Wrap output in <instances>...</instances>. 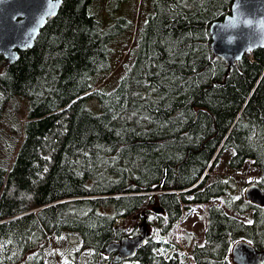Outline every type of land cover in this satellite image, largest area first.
<instances>
[{"label":"trees","instance_id":"obj_1","mask_svg":"<svg viewBox=\"0 0 264 264\" xmlns=\"http://www.w3.org/2000/svg\"><path fill=\"white\" fill-rule=\"evenodd\" d=\"M97 1L62 0L32 48L12 63L0 56V119L15 101L8 129L29 101L17 153L0 165V264H50L51 237L66 232L77 233L75 264H112L106 246L138 235L144 218L145 242L121 264H234L240 240L263 251L264 206L243 195L227 206L250 221L211 205L201 244L186 254L174 239L194 205L226 193L215 175L224 153L231 168L251 160L259 176L244 187L264 193V48L228 68L210 47L233 0H145L110 91L95 76L113 71L108 43L133 25L114 11L131 0H103L105 24Z\"/></svg>","mask_w":264,"mask_h":264},{"label":"water","instance_id":"obj_2","mask_svg":"<svg viewBox=\"0 0 264 264\" xmlns=\"http://www.w3.org/2000/svg\"><path fill=\"white\" fill-rule=\"evenodd\" d=\"M62 0H0V56L8 63L19 57V51L30 49L47 20L56 16ZM210 47L228 68L235 66L245 54L264 48V0H233L230 13L209 28ZM245 198L264 206V193L256 183L244 190ZM148 235L145 218L139 234L124 236L109 243L105 254H116L112 264L130 259ZM234 264H264V250L240 240L231 250Z\"/></svg>","mask_w":264,"mask_h":264},{"label":"rangeland","instance_id":"obj_3","mask_svg":"<svg viewBox=\"0 0 264 264\" xmlns=\"http://www.w3.org/2000/svg\"><path fill=\"white\" fill-rule=\"evenodd\" d=\"M92 9L96 16L105 24L111 21L108 13V6L103 0H98L92 5ZM148 4L145 0H131L123 4L118 10L114 11L115 18L123 16L127 20H132L133 25L131 28L126 29L108 43L109 59L113 67V71L108 76L102 74L96 75V79L106 78V81L101 86L105 91L112 90L118 83L121 76L124 74V69L119 67L120 63L129 57L126 53L131 54L135 45L133 40L135 37L136 29L143 23L147 16ZM20 114L15 117L9 126L6 124L5 115L8 108L14 105L15 101L9 102L7 110L4 112L3 117L0 119V165L9 168L10 163L17 153V146L22 139L23 124L25 119V112L29 107V101L21 97ZM87 105L94 112L99 111V105L95 99L88 101ZM7 116V115H6ZM5 117V118H4ZM22 130V133L21 131ZM229 152L224 153L216 166L215 175H218L223 180H227L230 185L227 187L226 193L220 197L210 200L206 204H197L193 206V211L187 215L177 231H175L174 239L177 241L179 249L181 248L184 253L191 243L203 242V235L207 226V212L211 205H220L226 213L238 217L244 221H250L251 213L240 214L236 210L227 206L228 200H233L243 195L244 185L252 179L259 176L258 169L253 165L251 160H246L244 165L239 168H231L229 166ZM79 242L77 233H63L61 237H51L50 245L48 247V258L50 264H63L64 262H71L75 264L74 250L78 248ZM187 254V253H186ZM85 258H80L78 264H83ZM121 264V263H120ZM125 264V263H123Z\"/></svg>","mask_w":264,"mask_h":264}]
</instances>
